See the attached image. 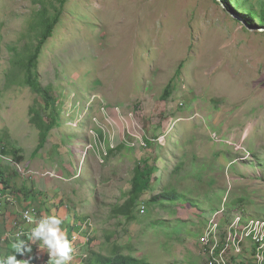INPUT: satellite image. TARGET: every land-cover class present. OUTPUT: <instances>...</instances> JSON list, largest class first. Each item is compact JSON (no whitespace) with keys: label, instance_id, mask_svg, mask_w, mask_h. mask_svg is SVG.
Returning a JSON list of instances; mask_svg holds the SVG:
<instances>
[{"label":"rangeland","instance_id":"374dc122","mask_svg":"<svg viewBox=\"0 0 264 264\" xmlns=\"http://www.w3.org/2000/svg\"><path fill=\"white\" fill-rule=\"evenodd\" d=\"M58 12L0 0V192L27 180L16 165L55 181L81 260L204 264L218 213L222 232L259 222L232 264H264V0H67L36 59L46 105L26 64ZM136 167L150 183L130 205ZM166 190L180 197L150 200Z\"/></svg>","mask_w":264,"mask_h":264},{"label":"crops","instance_id":"0c3cea01","mask_svg":"<svg viewBox=\"0 0 264 264\" xmlns=\"http://www.w3.org/2000/svg\"><path fill=\"white\" fill-rule=\"evenodd\" d=\"M45 175L38 176V174L34 172L27 180L16 178V180L6 179L7 183L2 181L5 186H10V190L14 192L17 201L11 206L7 205L5 208L3 207V211L0 214L1 238L5 234H10L12 232L11 221L18 218L21 206L24 204L35 206L41 215L55 214L59 216L63 220L62 228L65 229L67 237L74 231V228L71 227L73 220L71 219L68 206L65 205V201L63 200L62 192L59 193L56 189L58 184L50 180L49 176L47 178ZM15 189H19V194L16 193ZM13 241V239H7L3 244H0V256L12 253L10 245ZM40 243L41 242L37 241L36 244L32 245V252L29 254L33 258L31 264H53L52 259L47 256L46 250L44 252L39 250L38 246ZM74 248L76 252L70 264H78L79 261L82 262L81 257L77 258V255H80L81 252L79 246ZM16 258L18 260L27 259V256L21 257L17 255Z\"/></svg>","mask_w":264,"mask_h":264},{"label":"clouds","instance_id":"9594fccd","mask_svg":"<svg viewBox=\"0 0 264 264\" xmlns=\"http://www.w3.org/2000/svg\"><path fill=\"white\" fill-rule=\"evenodd\" d=\"M246 134L247 130H245V135ZM30 175L31 173H29V177ZM29 177L26 178L28 179ZM6 191H10L14 194V192L11 190ZM15 199H17L16 196ZM27 206L35 208L37 213L42 216V218L37 219L34 215L30 214L29 212L24 213L25 219L30 224L34 225L27 232L26 239H20L18 237L15 239L11 237L14 232V228L12 226L13 220L11 221L12 232L10 234H5L2 238H0V244L4 243L3 240L6 239V237L13 239L14 241L10 245L12 253L5 256H0V264H31L33 258L29 254L32 252V245L36 244L37 241L41 242L38 246L39 250L41 252H44L46 250V254L49 258L52 259L53 264H70L76 252V249L74 247H77L74 246V244L72 243L71 236L74 234H78L80 242H82L85 238V236L81 237L80 228L77 226L75 227L72 223L71 227L74 228V231H72L69 237H67L65 229L62 228L63 220L59 216L55 214L41 215L38 209L30 204L23 206L20 209V212L23 208ZM3 207L4 205L0 206V214L3 211ZM80 245H82V247L86 246L88 245V242L86 244L78 243V246ZM17 255H20L21 257L27 256V259L18 260L16 258ZM83 257L85 256L82 255V258Z\"/></svg>","mask_w":264,"mask_h":264},{"label":"built area","instance_id":"2783aa9c","mask_svg":"<svg viewBox=\"0 0 264 264\" xmlns=\"http://www.w3.org/2000/svg\"><path fill=\"white\" fill-rule=\"evenodd\" d=\"M17 171L22 174L23 177H29V173L24 171L22 168L17 166ZM15 195L10 191L0 192V206L5 204H14ZM29 212L34 215L37 219L42 218L36 209L30 206L23 208L20 212L19 219L13 220L12 226L14 232L11 235L13 238L26 239L27 232L34 225L30 224L24 217V213ZM143 212V211H141ZM218 213L211 216V219L205 223V227L198 238V243L200 245V253L205 257L204 264H232V261L240 256L242 246L240 244L243 241L244 236H249L252 234L254 229L257 227L259 222H251L249 225L242 226L243 232H239L240 229L237 228L236 218L228 228L223 232L222 229L218 227L216 221V216ZM225 234V236H223ZM223 236V237H222ZM254 236V235H253ZM71 241L74 246H78V243L86 244L88 238L83 239L82 242L79 240L78 234L71 236Z\"/></svg>","mask_w":264,"mask_h":264},{"label":"trees","instance_id":"16d2710c","mask_svg":"<svg viewBox=\"0 0 264 264\" xmlns=\"http://www.w3.org/2000/svg\"><path fill=\"white\" fill-rule=\"evenodd\" d=\"M66 1L67 0H59V12L55 16L54 19H52L49 23H46V22L40 23L41 37L32 55L27 60V64H26V78L24 82L34 93L40 95L43 98L46 105L50 103V98H49L48 92L40 86L37 80V73L35 70L36 59L38 57V54L40 52V49L43 43L51 36L53 27L57 23L59 14L63 8V5L66 3ZM179 71H180V67L177 68L176 74H178ZM168 95H169V90L167 89L164 97L167 98ZM50 129H51L50 125H47L45 127V130L40 137L38 146L43 145V143L46 141V135ZM150 175H151L150 170L141 169L140 167L135 168L134 176L131 182V195L133 196V199L129 200L130 205L134 203V200L138 198L142 194V192L147 190V188L149 187V183H150ZM179 197L180 196L176 191L166 190V191L160 192L157 195L152 196L150 200L152 202H159V201L173 202V201H176ZM124 209H125V206H122L118 210V214L124 215L125 214ZM82 264H150V263L137 260L131 256L123 255L117 249H115L108 256H105L93 250H90L86 252V256L82 259Z\"/></svg>","mask_w":264,"mask_h":264}]
</instances>
